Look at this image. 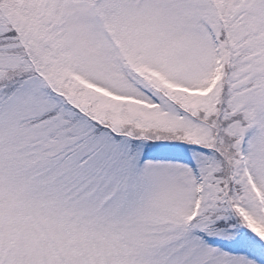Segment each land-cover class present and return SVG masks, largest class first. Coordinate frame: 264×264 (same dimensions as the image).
Masks as SVG:
<instances>
[{
  "label": "snow or ice",
  "instance_id": "obj_1",
  "mask_svg": "<svg viewBox=\"0 0 264 264\" xmlns=\"http://www.w3.org/2000/svg\"><path fill=\"white\" fill-rule=\"evenodd\" d=\"M0 264H264V0H0Z\"/></svg>",
  "mask_w": 264,
  "mask_h": 264
}]
</instances>
